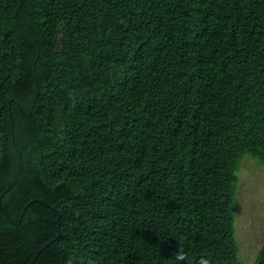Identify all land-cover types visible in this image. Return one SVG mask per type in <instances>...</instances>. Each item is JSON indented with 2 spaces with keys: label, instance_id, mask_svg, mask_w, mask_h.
<instances>
[{
  "label": "trees",
  "instance_id": "1",
  "mask_svg": "<svg viewBox=\"0 0 264 264\" xmlns=\"http://www.w3.org/2000/svg\"><path fill=\"white\" fill-rule=\"evenodd\" d=\"M244 155L264 0H0V264H241Z\"/></svg>",
  "mask_w": 264,
  "mask_h": 264
},
{
  "label": "rangeland",
  "instance_id": "2",
  "mask_svg": "<svg viewBox=\"0 0 264 264\" xmlns=\"http://www.w3.org/2000/svg\"><path fill=\"white\" fill-rule=\"evenodd\" d=\"M238 172L235 236L241 264H253L264 245V164L244 155Z\"/></svg>",
  "mask_w": 264,
  "mask_h": 264
},
{
  "label": "clouds",
  "instance_id": "3",
  "mask_svg": "<svg viewBox=\"0 0 264 264\" xmlns=\"http://www.w3.org/2000/svg\"><path fill=\"white\" fill-rule=\"evenodd\" d=\"M182 254L181 253H177V256L180 257ZM199 264H209V261L206 258H201V260L199 261Z\"/></svg>",
  "mask_w": 264,
  "mask_h": 264
},
{
  "label": "water",
  "instance_id": "4",
  "mask_svg": "<svg viewBox=\"0 0 264 264\" xmlns=\"http://www.w3.org/2000/svg\"><path fill=\"white\" fill-rule=\"evenodd\" d=\"M28 264H31V261Z\"/></svg>",
  "mask_w": 264,
  "mask_h": 264
}]
</instances>
